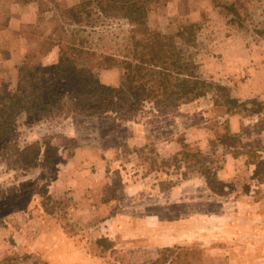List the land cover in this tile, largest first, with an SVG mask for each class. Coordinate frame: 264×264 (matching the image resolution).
<instances>
[{
  "label": "rangeland",
  "instance_id": "obj_1",
  "mask_svg": "<svg viewBox=\"0 0 264 264\" xmlns=\"http://www.w3.org/2000/svg\"><path fill=\"white\" fill-rule=\"evenodd\" d=\"M148 1L149 32L173 38L202 80L246 110L227 114L220 93L201 91L157 113L149 89L126 119L71 113L28 124L19 116L0 148V264H264V152L255 151L264 148V0ZM23 5L0 0V95L14 91L15 65L58 23ZM88 23V46L124 53L126 21ZM58 52L41 64L54 65ZM115 73L102 80L115 84ZM226 133L245 154L221 144ZM36 147L37 159L16 162Z\"/></svg>",
  "mask_w": 264,
  "mask_h": 264
},
{
  "label": "trees",
  "instance_id": "obj_2",
  "mask_svg": "<svg viewBox=\"0 0 264 264\" xmlns=\"http://www.w3.org/2000/svg\"><path fill=\"white\" fill-rule=\"evenodd\" d=\"M148 2L76 0L74 5L63 7L60 1L15 0L19 4H36L38 20L45 13L51 12L58 23H55L50 34L36 45L31 54L25 55L20 64L15 65L14 91L0 95V148L5 147L15 132L16 119L21 115L28 124H35L51 115L71 113H108L116 119H126L141 109V95L147 94L149 89L151 94H147L145 100L151 102L157 113L165 101L196 97L201 91L220 93L219 99L227 106V114L239 108L246 110L247 102L242 104L232 99L223 86L202 80L194 60L176 45L173 38L149 32L145 23ZM233 13L239 18L235 11ZM93 17L95 21L120 18L127 22L130 27L128 44L121 56L108 55L88 46V39L82 34L84 29L81 26L84 23L85 26L90 24L88 22ZM180 35L177 37H182V33ZM53 47L59 49L57 62L44 67L40 62L41 56L49 53ZM105 72L117 73L115 84H107L102 80ZM249 103L257 105L255 101ZM247 129H241L238 137L244 131L248 132ZM231 139H234L232 135L226 133L219 141L227 145L225 142ZM227 146L231 145L228 143ZM231 149L235 150L234 157L245 154L236 146H231ZM39 151V147L27 149L17 156L16 162L28 154H33L37 159ZM255 151L262 153L264 148L258 146ZM185 152L182 157L187 159L190 155ZM258 166L255 165L256 170Z\"/></svg>",
  "mask_w": 264,
  "mask_h": 264
},
{
  "label": "crops",
  "instance_id": "obj_3",
  "mask_svg": "<svg viewBox=\"0 0 264 264\" xmlns=\"http://www.w3.org/2000/svg\"><path fill=\"white\" fill-rule=\"evenodd\" d=\"M33 4L34 3L24 4L22 7L21 6L20 7L22 8V11L27 12V13L29 11L33 10V15L36 17L37 14L36 15L34 14V9L32 8ZM21 19H23V22H25V14H21ZM29 22H34V20L31 19V21H30V19H29Z\"/></svg>",
  "mask_w": 264,
  "mask_h": 264
}]
</instances>
